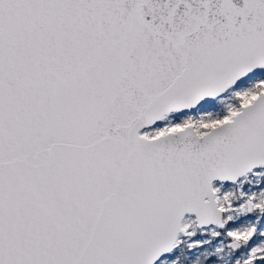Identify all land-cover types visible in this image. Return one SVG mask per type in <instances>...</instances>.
<instances>
[{
    "label": "snow or ice",
    "instance_id": "obj_1",
    "mask_svg": "<svg viewBox=\"0 0 264 264\" xmlns=\"http://www.w3.org/2000/svg\"><path fill=\"white\" fill-rule=\"evenodd\" d=\"M0 264H264V0H0Z\"/></svg>",
    "mask_w": 264,
    "mask_h": 264
}]
</instances>
